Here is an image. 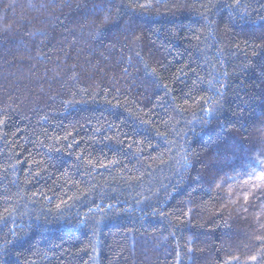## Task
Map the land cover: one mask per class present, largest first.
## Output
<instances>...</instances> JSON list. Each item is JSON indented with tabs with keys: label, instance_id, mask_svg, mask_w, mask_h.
<instances>
[{
	"label": "trees",
	"instance_id": "16d2710c",
	"mask_svg": "<svg viewBox=\"0 0 264 264\" xmlns=\"http://www.w3.org/2000/svg\"><path fill=\"white\" fill-rule=\"evenodd\" d=\"M51 3L0 0V264H264V0Z\"/></svg>",
	"mask_w": 264,
	"mask_h": 264
},
{
	"label": "snow or ice",
	"instance_id": "6c2138e0",
	"mask_svg": "<svg viewBox=\"0 0 264 264\" xmlns=\"http://www.w3.org/2000/svg\"><path fill=\"white\" fill-rule=\"evenodd\" d=\"M108 2H109V4H111V0H108ZM146 6H150V5H143V4L139 5V7H141V8L146 7ZM51 7H53V8L57 7V5L55 4V0H52ZM94 11L97 14V18L99 19L101 26H111L112 28H117V29H121L122 17L128 15V13L126 11H124L120 6H115V8H113L111 6L108 8H105L103 6V4H101V5L94 6ZM132 27H133L132 22L129 21L128 23L123 25L122 30L123 31H131ZM135 39L139 40L140 37H135ZM136 55L139 57L140 53L137 52ZM154 71L155 70H153V72ZM205 111L208 113H211L213 111V109L208 108V109H205ZM226 158L227 157L225 156V159ZM185 165L191 166L190 162L188 160H185ZM259 180L264 181V174L259 176ZM255 187L256 188H264V185H256ZM244 199H245V201H247L248 196L246 195L244 197ZM189 251L191 252L192 249H189ZM252 260H256V257L253 256Z\"/></svg>",
	"mask_w": 264,
	"mask_h": 264
}]
</instances>
